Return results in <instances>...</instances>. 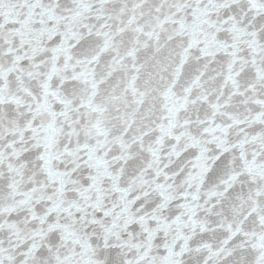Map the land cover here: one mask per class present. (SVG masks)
Listing matches in <instances>:
<instances>
[{
    "label": "snow or ice",
    "instance_id": "6c2138e0",
    "mask_svg": "<svg viewBox=\"0 0 264 264\" xmlns=\"http://www.w3.org/2000/svg\"><path fill=\"white\" fill-rule=\"evenodd\" d=\"M0 264H264V0H0Z\"/></svg>",
    "mask_w": 264,
    "mask_h": 264
}]
</instances>
